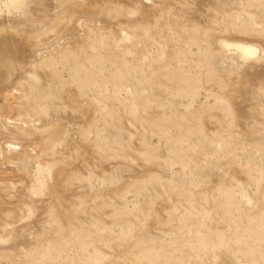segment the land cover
Instances as JSON below:
<instances>
[{
  "label": "rangeland",
  "instance_id": "1",
  "mask_svg": "<svg viewBox=\"0 0 264 264\" xmlns=\"http://www.w3.org/2000/svg\"><path fill=\"white\" fill-rule=\"evenodd\" d=\"M0 264H264V0H0Z\"/></svg>",
  "mask_w": 264,
  "mask_h": 264
},
{
  "label": "bare ground",
  "instance_id": "2",
  "mask_svg": "<svg viewBox=\"0 0 264 264\" xmlns=\"http://www.w3.org/2000/svg\"><path fill=\"white\" fill-rule=\"evenodd\" d=\"M224 46L228 49L237 51L244 59L254 57L258 53V49L255 46L247 43L224 42Z\"/></svg>",
  "mask_w": 264,
  "mask_h": 264
}]
</instances>
